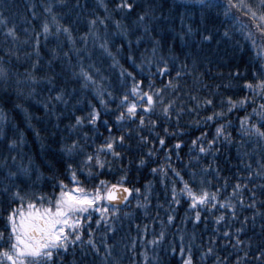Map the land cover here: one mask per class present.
Listing matches in <instances>:
<instances>
[{"label":"trees","instance_id":"trees-1","mask_svg":"<svg viewBox=\"0 0 264 264\" xmlns=\"http://www.w3.org/2000/svg\"><path fill=\"white\" fill-rule=\"evenodd\" d=\"M107 2L108 0H105V3ZM46 3L53 4L51 14L43 11V5ZM135 3L137 7L131 15L113 14L112 19L106 21L107 28L104 25H99L96 29L97 35L101 40L107 39L109 41V50L115 56L116 61H118V66H113L112 58L108 57L99 48L98 45L101 41H96L94 44L93 37L89 35L88 48L91 52V59L85 58L83 61L84 68L88 71L89 65H94L101 70L100 75L105 77V79L101 80L96 77L99 83L95 88L89 87L82 93L78 91L75 97L69 101L67 107L63 104H57L56 114L63 112V115H60L59 119H57V115L50 114L44 107L47 97L55 95V92H50L49 89L62 86L67 78L71 76V71L78 72L79 68L68 69L65 62L60 59L54 60L51 65L48 64L51 56L50 49L57 47V38L54 35H50L48 40L45 41L41 26L47 23L50 32L55 33L57 25L68 23L66 10L56 7L55 0H0V13L7 18V27H15L18 36V40L13 42L11 37L6 36V28L0 26V57L3 58L4 67L8 68L12 74L7 91H5L6 86L0 84V114L5 117L3 121H0V182L3 184L11 183L12 181L6 179L7 173L9 171L16 172L21 179L13 177V180L19 186L21 195L26 197L23 202L17 200L11 206L7 201L0 204V230L4 228L7 212L11 210V207H17L25 213L28 212L27 204L29 200L27 197L33 193L36 195H51L53 191L58 193L59 188L53 189V185L58 180H63L69 187L72 186L69 178L65 175L66 163L71 161L68 160L66 153L62 152V148L65 145H70L73 139H77V132L69 130V126L73 123L70 117L73 114L83 115L87 113L90 110L89 103H91L101 110L102 120L108 119L110 123L114 120L113 116L106 115L101 108L96 89L108 88L109 90H114L113 86L118 83L117 77L121 70L120 66L128 71H133L129 66L131 62L127 60L129 55L127 42H124L123 47H117L121 44L123 38L116 35L119 30L116 28L115 22L120 21L125 27L137 29V25L134 23L137 14H146L147 18L144 26H140L136 30L135 35H129L128 37V39L133 41L131 54L136 57L141 56L142 53L150 56L152 41L155 40L159 41L157 56H163L166 59L176 58L175 67L170 76L153 77V83L156 88H162L170 79H176V71L181 70V66L186 64L188 68L185 74L179 78V83L184 92H189L199 97H204L213 91L218 92L219 95L214 97L217 109L219 108L220 100L226 101L228 97H232L234 100L248 97L249 102L242 108L234 109L228 114L227 119L231 121V127H228L227 131L231 133L233 142L231 144L219 143L217 147H219L220 151L215 154L199 153L198 147L193 146L192 141L200 136L201 132H207V139H211L216 125L224 123V121L215 120L208 124L201 123L197 126L192 121L209 115L213 109L201 110L199 115L195 112L191 114L185 113L179 121L181 134L179 136H165L166 144L164 147L169 150L170 160L163 159L165 152L160 150L157 142L155 145L156 155L151 159L145 156L146 165L138 167L137 162L141 154L146 153L148 148H137L135 147V142H133V150L131 152L118 149L122 152L124 160L114 164L112 171H105V174L98 176L96 180H85L84 176H80L81 184L86 189L91 190L100 179L110 184L117 183L120 176L124 174L121 171V167L126 166L127 178L124 186L140 188L141 192H143L146 183H151L152 185L153 192L151 203L147 208V214H145L146 210L144 208L138 206V197L135 192L131 193L126 204L118 207L117 215L119 219L115 222L117 232L114 236L109 233L108 235L112 238L107 240L109 245H114L112 259L116 261V264H132L133 260L135 264H182L178 247L180 244L179 235L184 236V243L187 245L193 233L195 234V240L192 242L193 264H213L214 257L202 260L201 252L208 246L214 227L221 228V234L217 236V253L223 256L231 251L234 259L235 250L231 249V246L227 244V241L222 236L223 222L219 226L213 222V217L218 213L209 214L202 212L201 221L197 225H193L190 219L193 212L189 209V201L183 196L180 204L173 206L175 221L164 228L166 236L160 246L155 247L142 243L137 239V228L139 226L141 234L145 236L146 240H150L161 230L160 220L167 221L166 213L169 210V205L166 201L171 198L172 183H175L177 191L183 187L180 178L172 172V168L180 172V175L186 181L189 180L191 171L198 172L201 169H207L208 175L205 178L210 181L207 185L208 190L215 192L217 188H220L219 199L229 197L233 191L232 186L238 180L244 182L241 178L247 176L245 171L246 164H251L253 171L257 169L258 165L254 162V159L260 160V157L257 155L254 159L250 158L249 145L238 144L237 142L241 140L239 131L240 118L252 113L253 107L264 103V100L260 99V89L256 90L254 96L252 90L244 86L246 82L255 85L258 80L264 79V75H262L264 73V39L260 38L256 32L254 22L244 16L243 13L231 10L228 15H225L228 0H213V3L218 6L211 8L202 7L199 0H135ZM32 4L37 5L36 11L39 18L35 20H32L30 12L27 11V8ZM98 5L99 0H88L87 10H77L79 15L76 13L72 14V38L75 42V47H82L80 37L89 31L88 20L92 18L91 14L95 12L100 17L105 15L104 9ZM111 7L112 5L109 4V8ZM233 15H235V18H233ZM54 16L55 19H53ZM26 21L31 22L27 23ZM145 27L148 29L147 34L144 31ZM205 27L213 32L217 29L219 30L216 39L202 41L201 33L208 34L204 32ZM188 28L193 30L192 33L181 39V36L188 31ZM24 29H28L27 36ZM250 29L251 35L256 38L255 44L250 38ZM35 31H41L40 71L35 74L40 77L45 74L51 75L55 72L57 77L52 85H49L46 81H41L34 86L35 91L31 96L28 95L29 89L22 86L24 94L17 97L15 80H22V74L25 69L31 71V62L36 59L35 55L31 59L25 56V53L32 51L30 47L31 41H29V44L22 43V41L29 39ZM225 31L229 33V37L222 36ZM137 36L143 37L142 42L138 45L136 44ZM14 43L15 47H13ZM59 43L64 50H68L72 46L63 33L59 35ZM9 50L14 52L10 59L8 56ZM17 56L20 58L19 60H17ZM139 62L137 60V63ZM152 70L155 71V68L153 67ZM236 73H239V75H234ZM143 75H147V69H145ZM143 75H138L136 79H143ZM75 79V77H72L73 81ZM147 84L148 81L144 80L142 87L145 91L148 90ZM68 87L70 89L72 87L79 89V86L75 83L69 84ZM114 94L119 95V92L114 90ZM65 98L67 99V97ZM104 98L108 99L106 95ZM181 98L185 101L188 99L183 92L181 93ZM77 99L80 100L79 104H76ZM252 99H255V104L251 103ZM16 105H19V107ZM73 105H75V109H73ZM108 107L109 109H115L116 104L110 102ZM189 107H191L190 102ZM251 122L257 123V126H259V117L252 116ZM175 125V119L165 122L161 118V122L155 132L164 136L163 127L167 126L171 133L176 131ZM98 127L99 133L103 135L95 137L96 146L108 135L104 127ZM83 131H89L88 127L85 126ZM113 134H120L116 127H113ZM5 135L8 139L18 141V146L12 152H9L8 140L5 139ZM89 135H92L90 131ZM178 141L181 142V148L173 150L172 145ZM254 141L255 137L252 138V142ZM205 146H207L206 143ZM148 147H153L151 140ZM190 148L192 149L191 151ZM88 150L91 151L92 149ZM177 151L179 152V157L176 155ZM245 152H249L250 155H244ZM13 156L15 160L12 159ZM76 159L78 162L80 158L77 157ZM242 160L243 163L241 162ZM260 162L264 163V160H260ZM169 165H171V168ZM161 166L164 168L166 175L162 177L159 172L156 174L151 173L150 169ZM25 168L28 169V175L31 179L23 175L21 170ZM86 172L87 170H85V174ZM217 172L219 173L218 175L216 174ZM38 176L39 179H37ZM21 180L24 182L22 183ZM161 180H163V183L160 182ZM166 188L168 190L167 196L165 195ZM193 189L196 190L195 185H193ZM244 195L246 197L247 193L245 192ZM260 198L264 199V196ZM139 199L142 200V197H139ZM37 207H39V204H37ZM157 213H159L158 217ZM186 215L189 217L187 220L184 219ZM244 215H251V211H241V217ZM205 216L209 217L207 221L204 220ZM145 225L148 226L146 233L143 232V226ZM93 227H95L94 224ZM235 227H239V223H236ZM100 234H103V229H101ZM94 238L99 243V235L94 236ZM85 239H87L86 235ZM133 239H136L135 256H133L132 251H129ZM241 239H251L254 246L257 243L264 242L259 227L253 231L251 226H249L245 230V234L241 235ZM170 245L176 246L177 250L175 252L171 251ZM101 251L103 252V249ZM141 252L147 253L149 258L147 261L140 255ZM240 254L242 255V253ZM93 262L94 264H104L99 257H90L87 264H93Z\"/></svg>","mask_w":264,"mask_h":264},{"label":"snow or ice","instance_id":"snow-or-ice-1","mask_svg":"<svg viewBox=\"0 0 264 264\" xmlns=\"http://www.w3.org/2000/svg\"><path fill=\"white\" fill-rule=\"evenodd\" d=\"M199 3L202 7L211 8L218 6L213 3V0H199ZM55 4L56 7L66 10L68 23L57 25L55 33L50 32L47 23L41 26L45 41L48 40L50 35H54L57 38V47L50 49L51 56L48 64L51 65L54 60L60 59L65 62L68 69L79 68L78 72L71 71V76L67 78L62 86L49 89L50 92H55V95L47 97L44 107L46 111L52 115H57V119H59V116L63 115V112L56 114L55 109L57 104H63L67 107L69 101L75 97L78 91L82 93L89 87L95 88L99 83L96 77H99L101 80L105 79V77L100 75L101 70L94 65L90 64L88 71L84 68L83 61L85 58L91 59V52L88 48V36L91 35L93 37L94 44L96 41H101L98 45L99 48L108 57L112 58L113 66H118V61H116L115 56L109 50V41L107 39L101 40L97 35L96 29L99 25H104L107 28L106 21L112 19L113 14L131 15L137 5L135 0H108L107 3H105V0H99L98 6L104 9L105 15L100 17L95 12L91 14L92 18L88 20L89 31L81 35L80 41L82 47L77 48L72 38L73 21L71 16L73 13L79 15L77 10H87L88 0H74V2L73 0H55ZM109 4L112 5L111 8H109ZM36 9V4H32L27 8L32 20L39 18ZM231 10L243 13L244 16L250 18L254 22L259 37L264 39V0H228L225 15H228ZM43 11L51 14L53 4H44ZM146 18V14H137L134 21L137 29L125 27L120 21L115 22L116 28L119 30L116 35L123 38L121 44L117 47H123L124 42H127L129 51L127 60L131 62L129 66L133 71H128L120 66L121 70L117 77L118 83L113 86L114 90L119 92V95H115L114 90H109L108 88L102 90L96 89L101 108L106 115L113 116L114 120L111 123L108 119L102 120L101 110L91 103H89L90 110L87 113L83 115L73 114L70 117L73 123L69 126V130L77 132V139H73L70 145H65L62 148V152L66 153L68 160L71 161L66 163L65 175L69 178L72 186L69 187L63 180H58L53 185L54 190L59 188L58 193L55 191L51 195H36L33 193L27 197L29 200L27 213L17 207H11V210L7 212L4 228L0 230V264H87L90 257H99L104 264H116V261L112 259L114 245L107 243V240L112 238L108 234L111 233L113 236L116 234L115 222L119 219L117 215L119 211L118 205L113 202L119 201L123 203L128 200L131 193L135 192L138 197V206L144 208L146 210L145 214H147V208L151 203L153 192L152 185L151 183H146L143 192H141L140 188L125 187L124 182L127 178L126 166L121 167V171L124 174L120 176L117 183L110 184L100 179L91 190L82 186L80 176H84L85 180H96L98 176L104 175L105 171H112L114 164L124 160L122 152L118 149L131 152L133 150V142H135V147L137 148H148L146 153L141 154L137 162L138 167L146 165L145 156L151 159L156 155L155 145L157 142L160 150L165 152L163 159L170 160L169 150L164 147L166 144L165 136H179L181 134L179 121L185 113L191 114L195 112L199 115L201 110L213 109L209 115L192 121L197 126L201 123L208 124L215 120L224 121V123L216 125L211 139H207V132H201V135L192 141V145L198 147L199 153L215 154L220 151L219 147H217L219 143L231 144L233 142L231 133L227 131V128L231 127V121L227 119V116L234 109L242 108L249 102V98L244 97L234 100L232 97H228L226 101L221 99L219 108L217 109L214 97L219 95L218 92H210L204 97L184 92L179 83V78L185 74L188 68L186 64L181 66V70L176 71V79H170L162 88H156L153 83V77L170 76L175 67L176 58L166 59L163 56H157L159 41L155 40L152 41L150 56L145 53H142L139 57L131 54L133 41L128 39V37L129 35H135L136 30L140 26H144ZM233 18H235V15H233ZM53 19H55V16ZM26 22L30 23L31 21ZM7 23V18L0 13V26L6 28V36L11 37L13 42H15L18 40L15 27H7ZM24 31L27 36L28 29H24ZM41 31H35L29 39L22 41L25 44H29V41H31L30 47L32 51L25 53V56L31 59L35 55L36 59L31 62V71L25 69V72L22 74L23 79L15 80L17 97L24 94L23 87L29 89L28 95L31 96L35 91L34 86L38 85L41 81H46L49 85H52L57 77L55 72L51 75L45 74L40 77H37L35 74L40 71ZM144 31L145 34L148 33L147 27L144 28ZM192 31L191 28H188V31L181 36V39L190 35ZM204 32L208 34L201 33L202 41H212L216 39L219 30L217 29L213 32L205 27ZM61 33L66 36L72 45L68 50H64L59 43V35ZM222 36L229 37V33L225 31ZM250 38L255 44L256 38L251 35V29ZM142 40V36H137L136 44H140ZM13 47H15V43ZM12 55H14V52L9 50V59ZM19 59L17 56V60ZM137 60L140 62L137 63ZM153 67L155 71L152 70ZM145 69H147V75H143ZM138 75H143V79H136ZM234 75H239V73ZM11 77V72L8 68L4 67L3 58L0 57V84L6 86L5 91L10 86L9 81ZM72 77L76 78L75 81L72 80ZM144 80L148 81L147 91L142 87ZM71 83L77 84L79 89L76 87L70 89L68 85ZM244 86L252 90L254 96L256 90L260 89V99L264 100V79L258 80L255 85L246 82ZM182 92L188 97L187 101L181 98ZM166 94L169 95L166 96ZM105 95L108 98L107 100L104 98ZM110 102L116 104L115 109H109L108 105ZM189 102L191 103V107H189ZM79 103L80 100L77 99L76 104ZM251 103L255 104V99H252ZM16 106L19 107V105ZM73 109H75V105H73ZM252 116L259 117V126H257V123L251 122ZM161 118L165 122L175 119L176 131L170 133L168 127L165 126L163 127L164 136L155 132V129L161 122ZM4 119L3 114H0V121ZM85 126L92 133L91 136L89 135V131H83ZM98 126L104 127L108 135L96 146L95 137L103 135L99 133ZM113 127L117 128L120 132L119 135L113 134ZM262 129H264V103L253 107L252 113L240 118L239 131L241 133V140L237 143L249 145L250 158L254 159L258 155L260 160H264V130ZM253 137H255L254 142H252ZM5 139L8 140L9 152L14 151L18 146V141L8 139L6 135ZM150 140L153 147H148ZM205 143L207 146H205ZM90 148L92 149L91 151L88 150ZM180 148V141L172 145L173 150H179ZM250 153L245 152L244 155H250ZM176 155L179 157L178 151ZM77 157L80 158L78 162ZM12 159L15 160V157L13 156ZM260 160L254 159V162L258 165L254 171L251 164L245 165L247 176L241 178L244 182L238 180L232 186L233 191L230 196L224 199L218 198L220 188H217L215 192L208 190L207 185L210 181L205 178L208 175L207 169H201L198 172L191 171L189 173V180L186 181L180 175V172L172 168V172L180 178L183 187L177 191L175 183H172L171 198L166 201L169 205V210L166 213L167 221L160 220L161 230L150 240L145 239L138 226L137 239L147 245L160 246L166 236L164 228L175 221L173 206L180 204L181 197L183 196L189 201V209L193 212L190 218L193 225H197L201 221L202 212L209 214L213 212L218 213L213 217V222L218 226L222 225L223 222L222 236L227 241V244L231 246V249L236 252L234 259L233 252L231 251L223 256L217 253V236L221 234V228L214 227L213 234L208 241V246L201 252L202 260L214 257L213 264H264V242L257 243L254 246L251 239H241V235L245 234V230L249 226H251L253 231L259 227L261 237L264 238V199L260 198L264 196V163H261ZM241 162L243 163V160ZM169 167L171 168V165ZM85 170H87L86 174ZM21 171L25 177L31 179L27 168ZM150 171L153 174L159 172L162 177L166 175L162 166L152 168ZM216 174L218 175L219 173L217 172ZM13 177L21 179L16 172L9 171L6 179L12 182L9 184L0 182V198H3L0 199V204L7 201L11 206L17 200L23 202L26 198L21 195L19 186L15 183ZM37 179H39V176ZM21 182L23 183L24 181L21 180ZM160 182L163 183V180ZM193 185L196 186V190L193 189ZM249 185L251 186L249 187ZM245 192L247 193L246 197L244 195ZM165 195H168L167 188L165 189ZM139 197H142V200ZM37 204H39V207H37ZM244 210H250L251 215L241 217V211ZM158 216L159 213H157ZM208 218V216H205L204 220L207 221ZM184 219L187 220L189 217L186 215ZM236 223H239V227H235ZM93 224L95 227H93ZM101 229H103L102 235L100 234ZM147 231L148 226H143V232L146 233ZM85 235L87 239H85ZM96 235H99V243L94 238ZM179 239L180 244L178 247L182 264H193L192 242L195 240V234L193 233L189 238L190 242L187 245L184 243L183 235H179ZM135 246L136 239H133L131 241V248L129 249V251H132L133 256H135ZM170 248L173 252L177 250L176 246L170 245ZM101 249H103V252ZM140 255L146 261L149 259L146 252H141ZM132 264H135L134 260Z\"/></svg>","mask_w":264,"mask_h":264},{"label":"water","instance_id":"water-1","mask_svg":"<svg viewBox=\"0 0 264 264\" xmlns=\"http://www.w3.org/2000/svg\"><path fill=\"white\" fill-rule=\"evenodd\" d=\"M129 197H130V195H129ZM129 197H128V199H129ZM127 201H128V200H127ZM127 201H124L123 203H120L119 201H114L113 203H117V205H118V207H119V206L125 204Z\"/></svg>","mask_w":264,"mask_h":264}]
</instances>
